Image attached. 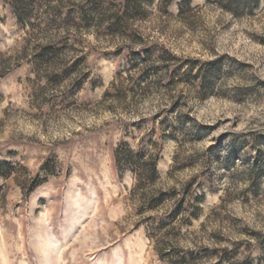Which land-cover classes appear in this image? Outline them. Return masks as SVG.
<instances>
[{"label": "rangeland", "instance_id": "374dc122", "mask_svg": "<svg viewBox=\"0 0 264 264\" xmlns=\"http://www.w3.org/2000/svg\"><path fill=\"white\" fill-rule=\"evenodd\" d=\"M63 2L19 18L0 1V51L26 58L0 79V264L176 263L159 254L162 242L202 264H264V0L242 15L191 0L180 16L154 0L131 38L80 22L85 0ZM63 41L80 75L50 82L51 70L32 60ZM152 47L184 66L218 65L205 90L196 81L169 91L142 63L126 62L124 53ZM175 100L179 113L169 110ZM124 140L134 150L161 146L154 188L179 200L190 184L185 203L197 218L177 217L174 231L147 221L167 222L176 200L142 205L134 172L115 168Z\"/></svg>", "mask_w": 264, "mask_h": 264}, {"label": "trees", "instance_id": "16d2710c", "mask_svg": "<svg viewBox=\"0 0 264 264\" xmlns=\"http://www.w3.org/2000/svg\"><path fill=\"white\" fill-rule=\"evenodd\" d=\"M7 4L12 11L17 14L19 18L23 17V14L31 7L36 5H46L49 3H54L56 9L64 4L63 0H0ZM86 5L78 8L77 14L79 15L80 22L89 25L91 21H95L98 25L106 24L107 29L111 33L119 34L123 37L131 38L132 36H139L137 30H133L132 26L137 17L144 11L143 5H150L154 0H85ZM209 1V0H206ZM191 0H158L159 7L168 11V7L171 4L178 6V15L186 13L190 14L192 11V6H190ZM215 4L221 9L228 10L232 14L242 15L252 13L254 8L259 6L261 0H214ZM74 17L68 13L64 21H73ZM66 43L63 41L60 44H53V42L48 43L46 46L42 47L41 50L37 51L33 57L32 67L34 69L40 70L39 68H49L51 72L49 73L48 81L54 82L58 77V74L68 73V70H74L75 74L80 75L78 62H73L70 66L66 65L64 60L65 52L70 50ZM128 63L134 66L142 63V66L147 69V71H153L155 73V81L158 85H165V89L169 91L175 90L178 85L183 82L187 85H193V82L198 81L199 90H205L206 83H208V74L210 69L214 65L211 63V67L202 70V67H195L198 63L197 61H191L186 63L185 66L177 61L176 56L164 48H147L140 49L138 54L130 56L128 53H124ZM26 59L25 56L21 55H7V51H0V79L3 75L12 71V67L16 66L21 60ZM152 60V61H151ZM151 62L150 65L146 64ZM196 68V69H195ZM161 70V71H160ZM161 72V73H158ZM178 76H175V75ZM78 84L79 80L74 79ZM186 82V83H185ZM146 89V86H143ZM169 110L171 112L179 113V102L175 100L169 105ZM172 139H176V136L169 133ZM161 151V146L156 143L152 144L151 148L137 149L134 150L130 147L127 141H123L116 148L113 153V158L115 162L116 169L128 168L130 171L134 172L133 189L134 191H140V198L143 200L142 205L145 206L149 211H156V209H161L166 205V203L176 200L174 207L170 210L167 216V222L165 219H158L154 221L149 218L147 220L151 224L154 223L153 227L157 229H170L173 230V226L170 223L177 217L183 214H189L191 218H197L198 213H196V207L188 212L190 205L186 206L185 196L189 194L190 184L186 183L183 188V194L176 199V191L170 190L162 192L161 190L155 189V183L158 181L159 171L157 170V164L159 160V153ZM177 160L176 155L173 157V163ZM4 164L0 161V165ZM190 183V182H189ZM37 181L28 185L27 189L33 191L36 187ZM142 212V211H141ZM156 222V223H155ZM160 241V240H159ZM161 247L157 248L159 254L162 257L167 258L170 262L173 260L177 261L174 264H202L201 258L197 257V254L189 253L187 255H179V251L173 245L167 246L163 242L160 243Z\"/></svg>", "mask_w": 264, "mask_h": 264}]
</instances>
